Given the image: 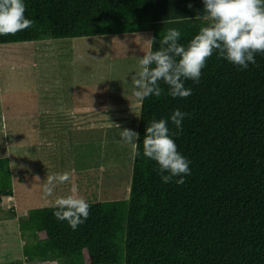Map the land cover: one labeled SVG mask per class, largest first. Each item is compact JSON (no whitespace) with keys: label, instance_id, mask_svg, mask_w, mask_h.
Returning <instances> with one entry per match:
<instances>
[{"label":"trees","instance_id":"trees-1","mask_svg":"<svg viewBox=\"0 0 264 264\" xmlns=\"http://www.w3.org/2000/svg\"><path fill=\"white\" fill-rule=\"evenodd\" d=\"M33 25L0 43L103 35L151 28L155 0H24ZM205 23L178 28L187 45ZM167 32L156 31L158 50ZM178 59V58H177ZM247 69L214 53L199 82L187 80V98L162 94L142 100L128 197L88 202V219L73 230L52 205L28 210L22 232L31 261L68 264H264V53ZM186 113L178 150L190 161L184 183H164L143 155L146 125ZM167 174V173H164ZM8 157L0 156V194L13 192ZM78 254H83L81 263ZM18 264V263H17Z\"/></svg>","mask_w":264,"mask_h":264},{"label":"rangeland","instance_id":"rangeland-1","mask_svg":"<svg viewBox=\"0 0 264 264\" xmlns=\"http://www.w3.org/2000/svg\"><path fill=\"white\" fill-rule=\"evenodd\" d=\"M148 35L152 31L0 43V114L7 117L0 121V156L8 157L13 174V192L0 194V264H68L63 258L31 261L24 251L33 240L20 227L28 210L52 205L55 195L70 191V184L57 185L46 199L42 186L48 174L73 172L87 202L128 197L134 150L119 133L139 131L142 100L133 95L131 76L143 50L151 47ZM44 95L58 96L68 107L76 99L87 104L77 111V121L89 116L88 126L72 127L73 119L26 117L39 105L37 96ZM40 119L53 125L35 131ZM24 123L30 126L21 127ZM83 258L78 254L80 263Z\"/></svg>","mask_w":264,"mask_h":264},{"label":"clouds","instance_id":"clouds-1","mask_svg":"<svg viewBox=\"0 0 264 264\" xmlns=\"http://www.w3.org/2000/svg\"><path fill=\"white\" fill-rule=\"evenodd\" d=\"M203 3L204 19L210 23L202 26L186 46L178 42L181 32L170 28L160 40L158 50H143L139 68L131 76L136 98L159 97L163 91L160 81L168 85L172 97L187 98L192 90L185 88L184 82L192 80L198 83L202 69L214 53L242 69H247L249 63H256V53H264V0H203ZM25 11L24 0H0V35H15L30 28L34 22L25 16ZM185 115L179 109L171 114V122L177 129L175 133H170L166 119L154 118L146 125L143 155L157 163V172L164 183L180 177L175 183L183 184L184 176L191 172L190 161L178 150L173 138L182 132ZM6 120V115L0 114V121ZM116 127L121 129L118 124ZM119 135L122 142L131 145L133 154L137 155L135 142L140 139V134L123 128ZM64 184L71 185L69 194L55 195L52 207L56 210L53 214L76 230L88 219L90 205L79 194L73 172L48 174L42 186L43 195L46 199L53 197L57 185Z\"/></svg>","mask_w":264,"mask_h":264},{"label":"crops","instance_id":"crops-1","mask_svg":"<svg viewBox=\"0 0 264 264\" xmlns=\"http://www.w3.org/2000/svg\"><path fill=\"white\" fill-rule=\"evenodd\" d=\"M155 10L153 14V19H152V25L150 30L152 31V37L153 34L158 31L157 28H161V32H167L168 29L174 28L178 29L181 28L182 26H186L188 24H193L196 22L200 23H206L208 20L204 19V16L206 13L204 12V3L203 0H155ZM191 5V7H189ZM184 11L186 13H184ZM189 15H193L191 18L193 21H189ZM188 17V18H187ZM210 22V21H209ZM171 26V27H170ZM146 30H141L137 32H143ZM152 37L148 35L150 45L152 43ZM50 39V38H46ZM43 40V39H42ZM151 47L149 46L148 50H150ZM147 50V51H148ZM45 87H53V84L45 86ZM37 96V103L39 105H36L33 109L32 112L28 111L26 113H29L30 116L26 117H31L34 118H51V119H65V120H75L72 123V127H84L85 125L88 126L89 121L86 120L88 117H82L78 118L79 120L77 121V115L79 114L77 111H81L79 108H82L84 105H87L83 102H77V99L72 103L73 105L71 107H68L67 104L64 100H60V98L54 95H44V96ZM46 99V101H45ZM49 99V101L47 100ZM110 109V108H109ZM114 109H110L112 111ZM63 115H66L67 118H65ZM85 118V119H84ZM96 119V117L92 116V119ZM41 121L36 125L35 131L37 129H48L50 126L53 125V122L47 121L40 119ZM86 120V121H85ZM38 121V119H35V122ZM8 123V122H7ZM10 125V124H8ZM15 125V123H14ZM30 126V123L26 124L24 123L21 127L23 126ZM7 126V124H6ZM70 126V123L68 127ZM20 127V128H21ZM16 128V127H15Z\"/></svg>","mask_w":264,"mask_h":264}]
</instances>
